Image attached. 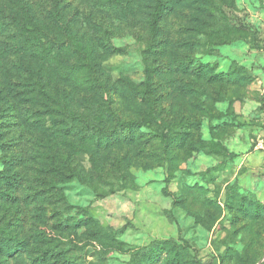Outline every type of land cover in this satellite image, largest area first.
I'll list each match as a JSON object with an SVG mask.
<instances>
[{
	"label": "rangeland",
	"instance_id": "1",
	"mask_svg": "<svg viewBox=\"0 0 264 264\" xmlns=\"http://www.w3.org/2000/svg\"><path fill=\"white\" fill-rule=\"evenodd\" d=\"M167 1L172 7L159 23L160 42L148 51L155 0H31L41 19L55 8L65 15V26L49 23L53 59L46 82L72 107L86 111L87 102H101L123 119L145 116L142 90L150 64L156 68L155 110L172 123L190 122L187 145L169 152L142 128L143 140L110 148L44 141L48 154L41 157L33 150L35 136L21 131L22 120L16 125L20 121L1 98L0 113L8 112L3 121L14 123L4 129L11 149L0 145V172L13 155L22 183L17 201L0 197V224L29 238L31 251L41 245L35 234L42 230L81 264H127L135 248L169 239L187 244L207 264H264V217L235 205H264V158L253 146L264 83V0H212L223 10L220 17V11L209 15L207 8L215 12L211 0ZM58 39L66 46L81 39L86 51L65 52L63 45L56 59ZM2 53L5 86L21 69ZM200 62L244 76L210 82L186 71ZM217 146L227 152L215 153ZM80 209L94 221L81 218L82 225L61 229L59 216L72 221L83 216ZM19 254L0 256V264H30L28 254Z\"/></svg>",
	"mask_w": 264,
	"mask_h": 264
},
{
	"label": "trees",
	"instance_id": "2",
	"mask_svg": "<svg viewBox=\"0 0 264 264\" xmlns=\"http://www.w3.org/2000/svg\"><path fill=\"white\" fill-rule=\"evenodd\" d=\"M124 6L125 4L122 3L121 7ZM210 6L214 7L215 12L207 8L209 15L212 13L217 15L221 7L212 0ZM171 7L167 0H155L149 22L151 44L148 51H155L151 46L160 42L159 23L165 18ZM220 16H223V10L218 14V17ZM50 22L59 27L65 26L63 11L59 8L46 11L41 19L31 0H0V55L3 52L2 54L6 58L15 57L16 60L13 63L21 69L17 70L18 79L16 82L6 81L5 86L0 82V100L4 97L8 100L7 102L10 104L9 116L14 115L16 121H20L16 125H22V120L24 126L21 131L29 130V134L35 136L33 143L37 146H34L33 150L37 151L36 155L46 157L48 153L43 150L42 146L44 145L42 143L50 140H54L57 144L61 142L77 148H80L82 143H93L99 148L130 145L136 143L138 138L143 140L145 135L142 128L151 131L153 135L149 136L148 140L158 139L166 152L174 148H184L187 145L190 137L189 120L172 123L155 110L153 80L156 68L150 64L145 66L146 79L142 90V98L147 102L148 110L145 116L141 118L123 119L116 111L106 109V106H103L101 102H87L86 111H80L76 107H72L63 95L61 96V94L51 90L46 82L47 72L53 59V51L50 50L52 46L51 48L48 47ZM215 23L217 24V21ZM248 27L244 24L240 26L242 29ZM68 35L71 37L74 36V33L69 32ZM5 37L7 39H4ZM58 40L62 41L61 39ZM65 44V41L57 43L54 52L58 53L56 59L60 57L61 46ZM70 49L75 54L86 51L81 39H77L76 42L72 41L70 46L65 45V52L71 51ZM89 58L93 63L94 59L91 55ZM23 65L25 66L23 67ZM189 67L185 68L186 71L194 72L197 77L205 78L210 82H233L244 76L242 71L237 73L236 68L217 72V67L208 63H195ZM185 90L188 92L197 91L192 86L185 87ZM193 93L192 95H194ZM7 113H0V145L4 151L11 149L8 147V142L5 141L9 132L4 129L11 128L10 124L14 123L3 121V115H7ZM15 139L13 136L12 140ZM39 140L40 142L37 143ZM213 151L220 154L226 153L227 149L223 146H217L216 150ZM6 163L9 164V168L0 172V185L5 184L2 187L4 190H2L0 197L16 200L17 189L22 180L20 174L15 171L16 162L13 155L6 160ZM35 196L38 200L43 201L42 193L37 191ZM235 205L239 206L240 211L250 217H264V205L262 204L239 201ZM77 213H81L83 216L77 215L72 221L67 217L59 216L60 228L64 230L69 227H78L83 222L94 221L87 210L80 209ZM81 218L85 219L82 223ZM35 236L38 240L37 244L41 245L37 250L31 251L29 238L22 237L20 233H13L6 225L0 224V256L15 257L16 254L22 255L25 252L30 257V264H81L74 258L67 256L62 250H58L59 241L48 238L44 231H38ZM221 261H225L224 256H222ZM127 264L207 263L198 260L187 244L169 239L156 240L151 244L135 248L131 251V259Z\"/></svg>",
	"mask_w": 264,
	"mask_h": 264
},
{
	"label": "built area",
	"instance_id": "3",
	"mask_svg": "<svg viewBox=\"0 0 264 264\" xmlns=\"http://www.w3.org/2000/svg\"><path fill=\"white\" fill-rule=\"evenodd\" d=\"M260 93L262 96L260 126H259V133L255 138L253 146H254V150L260 152L264 158V83L260 85Z\"/></svg>",
	"mask_w": 264,
	"mask_h": 264
}]
</instances>
